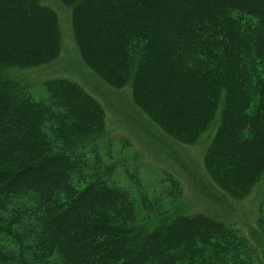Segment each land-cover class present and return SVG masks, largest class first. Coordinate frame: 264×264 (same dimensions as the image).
Here are the masks:
<instances>
[{"label": "trees", "instance_id": "trees-1", "mask_svg": "<svg viewBox=\"0 0 264 264\" xmlns=\"http://www.w3.org/2000/svg\"><path fill=\"white\" fill-rule=\"evenodd\" d=\"M60 1L83 63L130 86L167 136L193 145L212 128L207 177L243 205L264 181V0ZM61 50L56 10L0 0V264H256L251 240L222 218L153 217L149 192L109 187L114 168L91 147L108 133L99 99L56 78L37 100L17 80ZM168 181L183 198L181 180ZM247 214L264 236V187Z\"/></svg>", "mask_w": 264, "mask_h": 264}, {"label": "rangeland", "instance_id": "rangeland-1", "mask_svg": "<svg viewBox=\"0 0 264 264\" xmlns=\"http://www.w3.org/2000/svg\"><path fill=\"white\" fill-rule=\"evenodd\" d=\"M43 2L56 10L59 16L62 50L51 63L22 69L25 72L17 80L27 86L29 94L37 100L47 98L45 82L48 80L68 78L82 85L99 99L105 109L108 133L92 142L91 147L101 154L104 169L114 168L111 175L106 176L110 188H129L134 184L135 190L141 188L149 192L153 203L148 211L153 217L159 212L169 215L177 211L183 214L208 211L205 213L239 228L257 249L256 264H264V236L257 227L250 226L247 219V212L257 205L264 181L243 205L236 204L210 181L203 165L205 146L211 139L212 128L193 145L181 144L167 136L135 108L130 86L112 87L83 63L73 34L72 7L60 0ZM169 177L181 180L183 198L174 199L177 193L172 192ZM136 199L139 200L138 197ZM139 213V223L151 221L146 219L145 211L139 210Z\"/></svg>", "mask_w": 264, "mask_h": 264}, {"label": "bare ground", "instance_id": "bare-ground-1", "mask_svg": "<svg viewBox=\"0 0 264 264\" xmlns=\"http://www.w3.org/2000/svg\"><path fill=\"white\" fill-rule=\"evenodd\" d=\"M74 31V30H73ZM14 78V77H13ZM95 96V95H94ZM205 154V153H204ZM172 185V184H171ZM138 196V195H137ZM180 198V197H179ZM260 210V209H259Z\"/></svg>", "mask_w": 264, "mask_h": 264}]
</instances>
